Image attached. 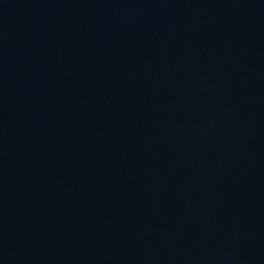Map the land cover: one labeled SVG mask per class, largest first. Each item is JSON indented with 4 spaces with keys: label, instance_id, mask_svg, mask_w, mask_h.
Here are the masks:
<instances>
[{
    "label": "water",
    "instance_id": "water-1",
    "mask_svg": "<svg viewBox=\"0 0 264 264\" xmlns=\"http://www.w3.org/2000/svg\"><path fill=\"white\" fill-rule=\"evenodd\" d=\"M0 264H264V0H0Z\"/></svg>",
    "mask_w": 264,
    "mask_h": 264
}]
</instances>
